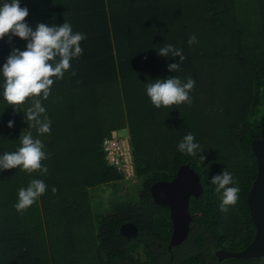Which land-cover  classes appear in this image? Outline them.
<instances>
[{
  "label": "trees",
  "instance_id": "trees-1",
  "mask_svg": "<svg viewBox=\"0 0 264 264\" xmlns=\"http://www.w3.org/2000/svg\"><path fill=\"white\" fill-rule=\"evenodd\" d=\"M27 6L33 29L40 22L67 21L86 39L83 54L42 101L50 134L28 127L24 110L31 99L17 111L7 104L0 72V156L17 150L20 135L29 131L50 154L42 162L47 174L0 170V264H261L264 256L218 261L215 250H240L255 233L246 194L256 176L250 141L259 137L264 113V0H28ZM26 44L18 36L0 39V67L12 48L23 51ZM167 44L184 59L158 55ZM171 63H179L177 72L168 68ZM169 76L195 81L190 104L133 107L147 83ZM126 126L141 187L136 200L112 201L111 211L101 216L91 208L90 192L119 175L101 143L111 130ZM189 132L202 150L196 156L178 150ZM170 147L172 157L153 158ZM225 150L231 171L223 164ZM181 163L199 173L203 192L189 199L187 238L169 251V208L153 201L150 185L171 179ZM221 167L240 188L227 212L210 183ZM33 179L43 180L47 191L18 212V190ZM128 221L137 224L136 237L119 233Z\"/></svg>",
  "mask_w": 264,
  "mask_h": 264
},
{
  "label": "clouds",
  "instance_id": "clouds-1",
  "mask_svg": "<svg viewBox=\"0 0 264 264\" xmlns=\"http://www.w3.org/2000/svg\"><path fill=\"white\" fill-rule=\"evenodd\" d=\"M28 15L29 9L26 6L21 7L20 0H3L0 3V39L8 36L10 42L13 36H18L27 41L23 51L12 48L6 62L0 67L4 78L3 97L16 111L17 106L31 99V106L24 110V119L29 128H35L39 135H44L50 134L51 121L42 101L51 94L55 80H62L65 73L72 69L71 61L83 54L81 42L86 39V35L73 32L72 25L67 21L52 26L40 22L33 29L26 21ZM195 42V36L188 40L189 44ZM158 55L179 56L180 60L184 59L182 51L171 44L159 48ZM168 68L177 72L179 63H171ZM71 74L74 76L76 73L72 70ZM194 85L195 81L191 77L187 78V82H183L178 76H169L147 83L146 93L156 108H172L174 105L192 102L190 92ZM13 125L14 121L9 120L8 127ZM19 140L20 146L17 150L5 152L0 156V170L19 168L28 174L37 171L47 174L48 169L42 162L49 159L50 154L44 151L42 140L34 138L31 131L21 134ZM178 150L192 156L202 151L190 132L179 142ZM200 158L205 159L203 156ZM118 176L123 179L120 174ZM210 183L216 185L217 192H221L222 212H227L237 204L240 188L232 173L223 170L222 173L212 176ZM47 188L43 180H31L27 187L18 190L15 209L18 212L26 211ZM57 191L56 187L52 188L53 193Z\"/></svg>",
  "mask_w": 264,
  "mask_h": 264
},
{
  "label": "water",
  "instance_id": "water-1",
  "mask_svg": "<svg viewBox=\"0 0 264 264\" xmlns=\"http://www.w3.org/2000/svg\"><path fill=\"white\" fill-rule=\"evenodd\" d=\"M256 160V176L246 194V202L254 224L255 233L251 241L242 249L232 251L224 248L215 250L218 261L229 257L248 258L264 256V113L259 137L250 141ZM203 192L199 173L188 163H181L171 179H159L151 183L150 194L157 204L169 208L171 235L167 249L185 240L190 231L192 214L188 209L191 196L199 197ZM139 228L132 221L122 223L119 233L126 237H136Z\"/></svg>",
  "mask_w": 264,
  "mask_h": 264
},
{
  "label": "rangeland",
  "instance_id": "rangeland-1",
  "mask_svg": "<svg viewBox=\"0 0 264 264\" xmlns=\"http://www.w3.org/2000/svg\"><path fill=\"white\" fill-rule=\"evenodd\" d=\"M132 103H133L134 108H139L140 106L143 107L144 105L152 104L150 101V98L147 96V93L140 94L134 97ZM262 111H264V109ZM118 130H119L118 131L119 134L129 136L130 130L128 126H126L125 128L118 129ZM137 133H138V130L132 133V137L136 136ZM172 151H173L172 147H170L167 150H164L162 153L153 156V158L157 161L164 159L165 157H167L168 159L169 157H172L171 156ZM226 152H227L226 150L224 152L222 151L223 153L222 156H224ZM229 154H230V150L228 151V158L224 156L225 161L223 159V164L224 163L228 164L229 171H231L232 166L230 165V163H228V161L231 160V157ZM218 155H221V150H220V154ZM223 170L227 171L226 168L221 167L220 173H222ZM112 175L115 177V179L112 180V182L108 184H100L96 186L97 188H93L92 192H90L91 208L93 212L99 213L101 216L111 211L112 201L119 202V201L129 200V199L136 200L137 193L139 192V189L141 187V183H140L141 175L136 174V176L132 180H124V179H121L119 176L117 177L116 174H112ZM261 264H264V259L261 260Z\"/></svg>",
  "mask_w": 264,
  "mask_h": 264
},
{
  "label": "built area",
  "instance_id": "built-area-1",
  "mask_svg": "<svg viewBox=\"0 0 264 264\" xmlns=\"http://www.w3.org/2000/svg\"><path fill=\"white\" fill-rule=\"evenodd\" d=\"M101 145L106 161L114 166L122 178L125 180L134 179L136 169L130 137L121 135L113 129L103 138Z\"/></svg>",
  "mask_w": 264,
  "mask_h": 264
},
{
  "label": "crops",
  "instance_id": "crops-1",
  "mask_svg": "<svg viewBox=\"0 0 264 264\" xmlns=\"http://www.w3.org/2000/svg\"><path fill=\"white\" fill-rule=\"evenodd\" d=\"M27 1L28 0H26V4H25V2H24V0H20V5H21V7H27L28 8V6H27Z\"/></svg>",
  "mask_w": 264,
  "mask_h": 264
},
{
  "label": "flooded vegetation",
  "instance_id": "flooded-vegetation-1",
  "mask_svg": "<svg viewBox=\"0 0 264 264\" xmlns=\"http://www.w3.org/2000/svg\"><path fill=\"white\" fill-rule=\"evenodd\" d=\"M167 180V179H166Z\"/></svg>",
  "mask_w": 264,
  "mask_h": 264
}]
</instances>
